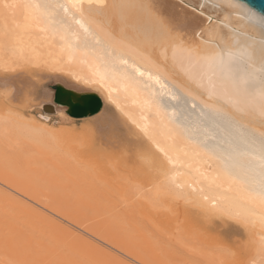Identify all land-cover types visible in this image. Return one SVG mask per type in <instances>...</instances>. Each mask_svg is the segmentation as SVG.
Listing matches in <instances>:
<instances>
[{
	"label": "bare ground",
	"instance_id": "bare-ground-1",
	"mask_svg": "<svg viewBox=\"0 0 264 264\" xmlns=\"http://www.w3.org/2000/svg\"><path fill=\"white\" fill-rule=\"evenodd\" d=\"M29 65H44L45 77L75 94L99 97L89 114L94 138L109 144L110 156L130 153L144 182L119 198L120 186L83 187L43 171L56 189L69 188L72 196L60 193L81 204L76 215H103L86 226L69 204L61 207L57 190L52 203L41 201L24 167H0V264H264L263 15L237 0H0V99L15 102L33 83ZM45 93V111L75 118ZM38 116L0 111V140L54 149L58 135ZM190 206L204 222L238 221L244 245L217 248L209 230L190 227ZM155 209L166 218L149 220L163 228L141 218ZM176 217L193 229L175 224L187 254L167 231Z\"/></svg>",
	"mask_w": 264,
	"mask_h": 264
},
{
	"label": "rangeland",
	"instance_id": "rangeland-1",
	"mask_svg": "<svg viewBox=\"0 0 264 264\" xmlns=\"http://www.w3.org/2000/svg\"><path fill=\"white\" fill-rule=\"evenodd\" d=\"M29 66H30V69L27 70L26 72H27L29 78L33 81V83L25 86L26 88L23 89V91H21L22 93L19 94L18 99L15 102H11V103L8 102L7 103V101L5 99L3 100V98H1L0 99V111H4L5 109L7 110V108L9 106H12V107L19 109L21 111V113L23 115H25L26 117L31 118L29 120H32L33 117L39 118L38 115H40V114L47 115V123L49 125H51L52 127H54L53 131H55L56 134L58 135L60 142L57 143V145L59 144L57 147L49 150L48 148H43L41 146H39V147L34 146L32 144H29V143L28 144L27 143H24V144L23 143H20V144L17 143L16 144V143L8 142V141L2 139V141L0 140V145H1L0 146V156L2 153V157L5 156V159H2L3 162L2 161L0 162V167L8 169V170H10L11 168H12V170H14L15 168L18 169L20 167L21 168L24 167V169L23 168L22 169L27 171L26 178L29 181H31L30 183H32V181H33V185L37 191V193H36L37 197L41 201H43L45 203H49V204L52 201V199H50L51 195L53 193H55L54 192L55 190H57L56 194H58V196H60L63 192H64L63 193L64 195L68 194L69 188H67V189L64 188L63 190H61L59 188L56 189L54 187V184H51V182L53 180L52 181L47 180V177L49 179H54V177L49 176V175L44 176V178L46 180V182H44L43 181L44 178H42L41 173L43 171H47V170H48V172H50L51 174H54L55 176H57L56 174L59 173L58 175L62 176V177H66L65 178L66 180H67V178H69V179L72 178L71 180H73L74 178H77V180L74 179V180H76L74 182L77 185L81 184V186H83V187H86L85 181H87V183L93 182L98 187L99 186L104 187V188L110 187L111 188V189L109 188L110 190H115L116 189V188H114L115 186L116 187L120 186V189H121L120 193L116 194L119 198H124V197H127L128 194L134 193V191L136 190V187H138L140 184L141 185L143 184V182H144L143 176L144 175L142 174V172H140V170L138 168L134 167L133 161L131 159H126L127 157L126 158L124 157V156H128L130 153H128V154L122 153V156H121V153H117L114 156L113 155L110 156V147L108 146L109 144L99 143V141L96 138H94V137H96L95 136L96 131L93 129V124L91 123L92 118L90 115L82 116V118L81 117H77V118L76 117L75 118H69L68 117L65 120H63V119H61V117L58 113H56V112L50 113V112L45 111L42 107V103L46 101L47 94L45 92L48 90L52 91V95H53V91H54L53 85H55L56 83L54 81H51L50 79H48V77H45L43 75V74H46L45 72H48V71H46L47 68L44 65H29ZM22 69H24V68H21L20 70H22ZM4 72L9 73L10 71H4ZM47 80H49V81H47ZM29 91H30V93H29ZM42 99L45 101H43ZM16 102H17V104H16ZM4 103H7V106ZM65 114H67V113H65ZM31 115H32V117H31ZM105 132L107 133L108 131L104 130L100 134L98 133V135L99 136L102 134L104 135ZM213 136H214V133H211L209 136H207V139H213ZM89 140L94 143V144L92 143L93 145H91L92 148H89L90 144H87L90 142ZM2 142H4V144ZM95 142H97V143H95ZM98 143H99V145H98ZM2 144H3V146H2ZM56 148H58V150ZM36 150L38 153L36 152ZM15 156H16V159H15ZM46 156H48L49 158ZM2 157H0V158H2ZM19 157H21V158H19ZM6 158H8V159H6ZM17 158H19V159H18V162L17 161L16 162L20 163V164H17V163L15 164V162H13L15 165L12 162H11V164H9L10 161H12V160L15 161V160H17ZM45 158L48 160H46ZM10 159H12V160H10ZM23 159L25 162H23ZM4 160H6V161L9 160V161H7L8 165L6 162H5L6 164L3 165ZM19 160H20V162H19ZM60 160H62V161H60ZM9 165H11V166H9ZM17 165H19V166H17ZM55 165H56V168H54ZM63 165H64V167H63ZM68 167H70V168L68 169ZM72 167H74V168H72ZM75 167H76V169H75ZM107 168H108V170H107ZM55 169L57 170V172ZM60 169H61V171H60ZM67 170H69V171H67ZM71 170L73 171L71 174L74 173L73 174L74 177L72 175L70 177V173H68V172H71ZM60 172H63V174L66 176L62 175ZM90 172L92 175L94 173V175L92 176L90 174ZM75 173H76V175H75ZM80 174H83V175L81 176ZM84 174H85V176H84ZM77 175L78 176L80 175V176L78 177ZM65 179L61 180L60 182L65 183L66 182ZM80 179H83V180H80ZM88 179H89V181H88ZM40 180H41V182H40ZM49 181H51V182H49ZM67 181H69V180H67ZM77 181H79V182H77ZM70 182H72V181H70ZM74 182H72V183H74ZM98 182H99V184H98ZM46 185H48V186H46ZM50 188L51 189L53 188L55 190H53V189L51 190ZM123 188H125V189H123ZM39 191H41V192H39ZM128 191L130 193H128ZM60 192H62V193H60ZM115 192H117V191L115 190ZM69 195L72 196L70 193L68 194V196ZM61 196L62 197H59L60 198L59 201L61 202V204H60L61 207L67 206L69 204L68 205L69 207H67V208L64 207V209H66V211L68 209L69 211L75 212V215H76L77 213H79V210L80 211L83 210L80 206L81 204H79V207H78L76 204L73 203L74 201L71 200V199L75 200V197L74 198L73 197L68 198V196H63V195H61ZM95 198L96 197L89 200L90 202L88 201V198L87 199L84 198V201L82 200L83 198H81V202L82 203L87 202L88 203L87 205L95 204L94 201H97V199H95ZM67 200H70L71 204H70V201L68 203ZM97 202H99V201H97ZM121 204H123V205H121V206L118 205L116 208L121 209V208H124L126 205L125 202H123ZM87 205H85V206H87ZM82 206H84V205H82ZM155 210L154 211L153 210L152 211L147 210V211H149V213L147 215H143L141 218L144 222H146V223L148 222L149 224L148 223L147 224L149 226H153V225L157 226L158 225L157 226L158 228H160V227L163 228V226L164 225L166 226L167 223L159 225L158 222H157L158 224L157 223H151V221L149 220V218L151 216L153 217V219L156 220V219H159L161 217L163 218V216L166 215V213L161 214V212L159 213V211H157V210L155 211ZM91 211H93V210H90V212H88L89 216H88V214L86 215V216H88L87 218H86L84 212H83V214L80 213L79 215H76L77 217L79 216L78 217L79 221H84L83 225L86 224V226H90L92 224H96L100 220H103V215H100L99 213H96V212L94 213V211L93 212H91ZM150 212H152V213L150 214ZM187 212H188L190 218L193 221H195V222H193L194 224L193 225L191 224L192 226H190V227H193V228L197 227L198 230H197V228H195L194 230L200 231V233H204L206 229L209 230V233L211 235L215 236V238L219 239V241L221 243L222 247H220L218 245L217 248L221 249V248L225 247L226 250H228L229 252H233L231 250H234V249L237 250L247 240V238L245 237L247 235L246 230H245L244 226H242L238 221H234L232 219H228V218L221 217V216H213L211 218V220L204 222L201 219L202 217L199 216L198 213L195 211V209L191 208V206L188 208ZM158 213H159V215H158ZM175 213L177 214V212H175ZM175 213L172 215L173 217L176 215ZM91 214L95 217H93ZM153 214L156 217H154ZM171 214L172 213H170L169 216H171ZM84 216H85L86 220L84 219ZM90 217H93L92 219L94 221ZM176 219L174 220V222L173 221L171 222V220L169 219L170 223L173 225L172 227H174V225L177 223L179 226L181 225L180 229L183 228L185 224L183 225L182 221H179V219L180 220H183V219H181V217L180 218L176 217ZM155 220H153V221H155ZM176 225L173 229L171 226H168L167 231L169 233H171V235L173 232L172 236L174 239L172 241H173V243H175L177 245V250H181V252L187 254L188 249L187 248L185 249L181 245V240H182L181 237L178 239V238H176V235H174L177 232L179 234V235L177 234V237L181 236L179 233V231H180L179 226L176 227ZM186 226H189V225H186ZM185 228H187L186 231H185ZM190 230L192 232L193 229L191 228ZM190 230H189V227H184V231H180V232L186 233L188 231L190 232ZM184 246H186V245H184ZM181 257H183V256H181ZM182 261L183 260H178L177 264H179V263L183 264Z\"/></svg>",
	"mask_w": 264,
	"mask_h": 264
},
{
	"label": "water",
	"instance_id": "water-1",
	"mask_svg": "<svg viewBox=\"0 0 264 264\" xmlns=\"http://www.w3.org/2000/svg\"><path fill=\"white\" fill-rule=\"evenodd\" d=\"M247 7L253 9L264 16V0H237ZM53 101L56 104L63 105L66 113L71 117H82L95 113L101 105L97 95L93 93L75 94L68 88L61 85H53Z\"/></svg>",
	"mask_w": 264,
	"mask_h": 264
}]
</instances>
